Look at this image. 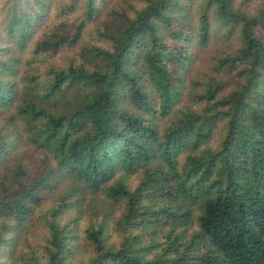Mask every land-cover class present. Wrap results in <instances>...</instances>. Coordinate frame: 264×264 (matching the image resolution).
Instances as JSON below:
<instances>
[{"label": "trees", "instance_id": "1", "mask_svg": "<svg viewBox=\"0 0 264 264\" xmlns=\"http://www.w3.org/2000/svg\"><path fill=\"white\" fill-rule=\"evenodd\" d=\"M0 264H264V0H0Z\"/></svg>", "mask_w": 264, "mask_h": 264}, {"label": "rangeland", "instance_id": "2", "mask_svg": "<svg viewBox=\"0 0 264 264\" xmlns=\"http://www.w3.org/2000/svg\"><path fill=\"white\" fill-rule=\"evenodd\" d=\"M195 7H198V5H196ZM227 46H228V44L223 45L221 42H216L213 45H210V46L208 45L207 47L203 48V52L201 53V55L198 59L196 69L194 71L195 74L192 76L193 77L192 79L203 80L205 78L206 74L210 73L209 71H210L211 65L213 64V60H214L213 57L215 58L217 56H220V54L225 53V51H227V49H228ZM40 61H41V63H44L45 58L41 59ZM137 179H138V177L136 175L132 176L129 179L130 180L129 184L133 187L136 186L137 185ZM93 199H94L95 207H97L96 211L99 212L101 210L102 212H104V209L100 208V207H101L102 203H105L104 202L105 197L103 195H98V196H94ZM88 205H89V202H87L81 210L83 212H88L87 211ZM106 205H108V204H106ZM108 210H110L112 212L113 217H117L122 212L123 206L121 204H113L110 206V208ZM102 212L100 214H102ZM30 238L34 239L33 233L30 234ZM78 258L79 257H75V262L78 261Z\"/></svg>", "mask_w": 264, "mask_h": 264}]
</instances>
